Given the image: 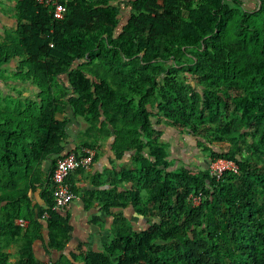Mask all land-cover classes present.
<instances>
[{"label": "trees", "instance_id": "1", "mask_svg": "<svg viewBox=\"0 0 264 264\" xmlns=\"http://www.w3.org/2000/svg\"><path fill=\"white\" fill-rule=\"evenodd\" d=\"M63 3L55 19L36 0H0L13 20L0 27V80L21 85H0L1 228L31 218L28 194L46 183L38 217L48 212L49 245L69 240L50 205L67 139L59 116L70 110L87 124L71 151L109 138L121 161L105 170L111 188L100 193L112 239L84 252L85 264H264V0L253 10L241 0ZM159 124L193 136L208 164L225 157L238 172L216 179L208 164H176ZM128 206L145 228L132 226ZM17 264L39 263L28 247Z\"/></svg>", "mask_w": 264, "mask_h": 264}, {"label": "crops", "instance_id": "2", "mask_svg": "<svg viewBox=\"0 0 264 264\" xmlns=\"http://www.w3.org/2000/svg\"><path fill=\"white\" fill-rule=\"evenodd\" d=\"M63 117L67 120L65 127L67 139L62 153L65 154L81 146L86 139L87 124L81 117L73 115L70 110L59 116L60 119ZM158 129L162 130L161 138L168 143L170 158L176 159V164L194 163L191 158L196 152L192 151L190 158L187 159L185 154L188 146L184 140L178 138L177 133L172 135L171 127L159 124ZM109 144V138L100 141L94 147L95 156L92 164L87 169H77L68 176L75 197L65 208L59 210L71 227L70 238L64 247L57 249L49 245L47 222L42 217H38L39 210L47 205L43 196L46 183L42 186L36 185L28 194L33 207L32 217L14 219L15 228L7 225L2 229L3 223L0 222V264L19 263L22 260V252L28 247L34 262L49 261L52 264H85L84 252L103 249L112 239L111 228L114 219L102 208L100 193L111 188L108 177L104 175L105 170L121 162L115 159ZM129 157V154H126L123 159ZM200 162L197 160V163ZM51 165V160L43 161L41 167L43 179L49 176ZM4 214L6 213L0 206V220L5 217ZM124 215L135 229L145 228L147 225L146 220L137 215L131 206L124 210Z\"/></svg>", "mask_w": 264, "mask_h": 264}, {"label": "built area", "instance_id": "3", "mask_svg": "<svg viewBox=\"0 0 264 264\" xmlns=\"http://www.w3.org/2000/svg\"><path fill=\"white\" fill-rule=\"evenodd\" d=\"M38 4L49 5L52 7V14L55 19H61L66 11V6L63 0H36ZM95 156L94 148L82 146L77 153L69 151L66 154L58 157L55 162L54 169L51 173V181L53 183L52 189V204L50 210L59 211L65 208L75 197L72 191L71 184L68 181V176L77 169H87L93 162ZM209 174L216 179L229 172H238L237 163L225 157H218L208 164ZM193 205L200 203V194L190 197ZM42 218L48 217V212H43ZM39 264H52L49 261Z\"/></svg>", "mask_w": 264, "mask_h": 264}, {"label": "rangeland", "instance_id": "4", "mask_svg": "<svg viewBox=\"0 0 264 264\" xmlns=\"http://www.w3.org/2000/svg\"><path fill=\"white\" fill-rule=\"evenodd\" d=\"M241 1L243 2V6H244V8L246 10H253V9L256 8L255 6H256L257 0H241ZM6 6L7 5H2L0 7V27H2L3 23H4V25H6V27H8V26L11 27V25H13V20L8 17V15L10 16L11 12H9L7 10ZM4 67L10 73H13L14 72V68H15V64L14 63H10L8 65H5ZM10 79H11V77H10ZM6 84H8V86H17V87H20L21 86V85H17L16 81H13L12 79L9 80L8 82H2L0 80V85H2L4 87ZM30 88H31V86L25 85V91H24L23 96L24 95L27 96V94H29ZM6 90L7 91H10L11 94H13V95L15 94V92L13 90H11V89H6ZM22 106H24V105L22 104ZM171 128H172V131H171L172 132V135L177 133L176 135L178 136V138L180 137V140H184L186 142V144L188 146V148H187V154H185L186 158L187 159L190 158V154L192 153V151H195L196 154L194 155L193 158H191L193 160L192 162H194V163L197 164V160L199 162L201 160V162H200L199 165H202V164L203 165H207V162H208L207 153L206 152H203V149L202 148H200L199 151H196V149H194L195 148L194 147L195 146V139H194V137L191 136V135H189V134L188 135H185L183 133H178L177 130H176V128H173V127H171ZM191 146H193L192 149H191ZM165 150H166L167 153H169V151H170L168 146L165 147ZM205 161H206V163H205Z\"/></svg>", "mask_w": 264, "mask_h": 264}]
</instances>
